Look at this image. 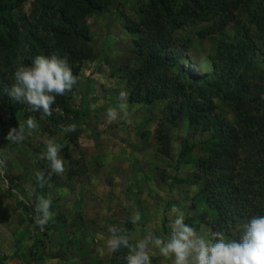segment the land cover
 Segmentation results:
<instances>
[{
  "label": "rangeland",
  "instance_id": "1",
  "mask_svg": "<svg viewBox=\"0 0 264 264\" xmlns=\"http://www.w3.org/2000/svg\"><path fill=\"white\" fill-rule=\"evenodd\" d=\"M115 1L121 0H113L105 12L87 20L97 55L86 60L66 98L72 111L81 109L85 100L80 119L76 122L72 115L66 117L59 100L47 117L21 104L17 126L31 116L38 127H25L19 143L5 139L13 125L0 126V264H112L113 251L107 246L113 238L109 226L123 229L133 247L149 234L167 238L176 215L173 206L184 213L188 224L189 218L205 213V220L192 226L207 239L216 231L238 239L250 218L244 215L239 219L229 211L218 214L191 182L194 163L215 142L209 132L188 127L183 117L168 118L164 99L149 104L129 100L124 68L135 63L129 52L132 35L123 28L122 16L116 15ZM30 8L26 2L20 10L28 14ZM128 8L123 11L127 13ZM247 29L240 15L222 32L210 31L201 37L188 33L192 42L184 47L181 66L203 83L214 75L209 53L217 41H238L250 34L258 45L253 52L255 62L264 75V36ZM1 69L0 79L10 84L12 76ZM261 84L262 92L257 94L264 104ZM120 92L127 95L120 97ZM119 104L125 107L117 109L115 119H109L107 109ZM217 112L226 121H233L228 106L220 104ZM68 125H74L75 130L62 133L61 128ZM159 129L169 137L165 155L156 137ZM49 140L61 146L59 155L66 163L65 172L53 174L48 190L42 192L51 199L54 213L45 235V229L37 227L33 219L38 195L34 173L50 171L48 161L40 157ZM184 143L192 152L182 159L179 153ZM135 214L141 216L142 223L134 227L131 219ZM40 237L44 238L43 246H38ZM152 264H172V260L154 250Z\"/></svg>",
  "mask_w": 264,
  "mask_h": 264
},
{
  "label": "trees",
  "instance_id": "2",
  "mask_svg": "<svg viewBox=\"0 0 264 264\" xmlns=\"http://www.w3.org/2000/svg\"><path fill=\"white\" fill-rule=\"evenodd\" d=\"M112 1L0 0V76L1 68L12 76L18 65L52 54L67 56L77 76L86 60L97 55L87 20L105 12ZM26 2L31 6L28 14L20 10ZM114 5L123 28L132 35L129 52L135 63L124 68L129 100L149 104L164 99L168 118L183 117L188 127L209 132L215 142L194 163L191 182L218 214L229 211L239 219L264 214V104L257 94L262 92L264 75L255 62L258 45L253 35L245 34L238 41L219 39L209 53L214 75L203 83L181 66L184 47L192 42L188 33L201 37L222 32L242 15L246 32L252 28L263 37L264 0H121ZM6 85L8 81L0 79V126L16 127L21 104L3 95ZM66 95L57 96L52 106L60 100L65 116L72 115L77 122L86 102L82 100L81 109L72 111ZM220 104L231 108L232 122L218 114ZM156 137L165 155L169 137L162 129ZM191 152L192 147L184 143L179 155L184 159ZM49 181L36 182L35 203L48 190ZM205 217L204 213L188 222L194 226ZM44 229L47 235V224ZM40 238L38 246H43ZM111 256L112 264H122L127 257L124 250Z\"/></svg>",
  "mask_w": 264,
  "mask_h": 264
},
{
  "label": "clouds",
  "instance_id": "3",
  "mask_svg": "<svg viewBox=\"0 0 264 264\" xmlns=\"http://www.w3.org/2000/svg\"><path fill=\"white\" fill-rule=\"evenodd\" d=\"M11 81L3 88V95L12 102L28 105L31 112H39L47 117L52 114L51 106L56 97L70 92L77 77L69 66L67 56L52 54L37 55L31 64L18 65L12 73ZM119 95L124 97L127 93L120 92ZM124 107V104H119L107 109V117L115 119L117 109ZM25 127L36 129L38 123L29 116L23 124L10 128L5 139L14 143L23 141ZM74 130V125L61 128L62 133ZM60 151L59 144L53 140L47 141L40 157L48 161L50 171L46 175L44 171L36 170L34 175L38 182L47 183L53 174L61 175L65 172L66 161L59 155ZM51 204V199L44 196L39 197L35 203L34 224L41 230L54 218ZM172 211L176 215L167 238L149 234L133 247L123 229L111 225L108 231L113 234V238L108 241V248L113 252L124 250L129 254L122 260V264H152L154 250L165 259H171L172 264H264V214L251 216L238 239L226 237L221 231L214 232L213 238L207 239L198 235L191 224L185 223L182 211L175 206ZM141 223V216L135 214L131 224L135 227Z\"/></svg>",
  "mask_w": 264,
  "mask_h": 264
}]
</instances>
